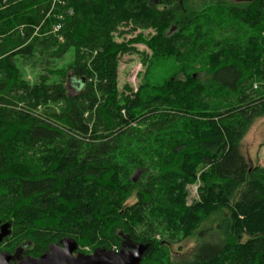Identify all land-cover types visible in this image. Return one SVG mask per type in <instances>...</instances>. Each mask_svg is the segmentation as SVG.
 <instances>
[{
  "label": "trees",
  "instance_id": "16d2710c",
  "mask_svg": "<svg viewBox=\"0 0 264 264\" xmlns=\"http://www.w3.org/2000/svg\"><path fill=\"white\" fill-rule=\"evenodd\" d=\"M58 1H0V221L16 242L6 252L39 257L65 238L118 250L127 237L150 247L141 264H264V171L240 144L264 115L253 89L264 82V0ZM137 31L151 33L117 40ZM136 44L149 67H178L121 92L119 59ZM28 62L44 67L35 83ZM220 212L221 240L174 263L170 247Z\"/></svg>",
  "mask_w": 264,
  "mask_h": 264
},
{
  "label": "rangeland",
  "instance_id": "374dc122",
  "mask_svg": "<svg viewBox=\"0 0 264 264\" xmlns=\"http://www.w3.org/2000/svg\"><path fill=\"white\" fill-rule=\"evenodd\" d=\"M204 0H187L186 7L188 9L198 8L201 6ZM58 0H53L52 9L58 3ZM124 30H129L126 28ZM142 33L147 37L150 31H137L132 34H128L125 37H118V41L122 42L125 40H130L136 37L138 34ZM138 52H130L124 54L119 59L118 67V86L121 92L124 91L125 86H130L133 90H137L143 83H149L151 85H160L165 80L169 79L170 76L175 72L178 67L177 64H159L158 66L153 65L149 67L150 63L146 58V55L152 57L150 50L143 44H136L134 47ZM74 57V51L70 50L61 60L57 62V67L66 68L70 63H72ZM149 65H146L148 64ZM153 64V63H152ZM24 70L27 76V80L31 83H35L37 76L42 74L44 67L33 63H24ZM200 64H197V68H200ZM150 68V69H149ZM44 72V71H43ZM72 78V77H71ZM68 91L70 94H74L79 85L69 80L67 82ZM264 82H255L254 90L263 92ZM241 152L244 155L246 161L248 162L252 170L264 171V115L255 118L251 121L250 126L247 128L245 135L243 136L241 142ZM200 183L197 185H191L188 188L187 204L193 205L198 202V192ZM135 199L132 198L129 204H133ZM225 212H220L211 217L210 220L203 223L202 227L198 232L191 238L178 243L170 247L171 260L175 262L185 261L186 259L192 260V253L196 246L203 241L218 242L221 240L222 236L218 230L219 224L223 221ZM15 239L8 240L0 245V253L3 251L10 250V246L13 245ZM16 243V242H15ZM112 250H117L116 248ZM93 251L89 248L78 249L74 255L78 253L91 254Z\"/></svg>",
  "mask_w": 264,
  "mask_h": 264
},
{
  "label": "water",
  "instance_id": "95a60500",
  "mask_svg": "<svg viewBox=\"0 0 264 264\" xmlns=\"http://www.w3.org/2000/svg\"><path fill=\"white\" fill-rule=\"evenodd\" d=\"M1 1V0H0ZM237 3H251L254 0H234ZM12 233L11 223L0 221V245ZM78 244L71 238L49 246L48 251L39 257H22L20 253L12 255L6 251L0 253V264H141L150 247L132 242L125 237V242L118 250L97 248L91 254L74 253Z\"/></svg>",
  "mask_w": 264,
  "mask_h": 264
},
{
  "label": "bare ground",
  "instance_id": "6f19581e",
  "mask_svg": "<svg viewBox=\"0 0 264 264\" xmlns=\"http://www.w3.org/2000/svg\"><path fill=\"white\" fill-rule=\"evenodd\" d=\"M48 57V56H47Z\"/></svg>",
  "mask_w": 264,
  "mask_h": 264
}]
</instances>
